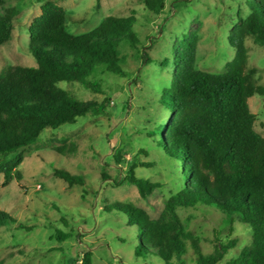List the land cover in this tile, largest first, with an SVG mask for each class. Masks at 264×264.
I'll list each match as a JSON object with an SVG mask.
<instances>
[{
    "label": "rangeland",
    "instance_id": "obj_1",
    "mask_svg": "<svg viewBox=\"0 0 264 264\" xmlns=\"http://www.w3.org/2000/svg\"><path fill=\"white\" fill-rule=\"evenodd\" d=\"M48 1L66 10L67 30L74 36L93 31L106 17L135 13L139 44L133 48L122 42L117 47L124 77L102 66L88 77L89 83L99 87L97 92L79 83L61 82L59 86L81 102H107L99 112L80 117L75 124L44 130L34 144L20 149L18 153L24 156L21 180L4 187L0 174V210L15 219L0 230V264H83L86 254H90L91 264H165L154 252L135 255L139 231L113 205L143 207L156 217L165 200L181 188L177 163L163 152L160 136L153 135L169 117L162 98L173 86L175 52L197 32L196 69L226 74L236 58L230 44L232 31L252 13V0H166L165 10L159 14L147 8L144 0ZM5 2V7L16 6L21 13L12 40L0 46V78L15 66L37 68L29 49V26L45 4L37 0ZM245 45L248 67L258 69V84L264 86V47L251 37ZM249 106L257 115L255 130L264 137V97L253 96ZM62 146L76 151L56 152ZM133 164L138 166L139 177L163 185L161 193L147 202L137 187L126 181ZM56 169L84 176L86 182L69 189L55 176ZM178 215L200 241L204 255L214 253L216 239L222 243L236 240L226 262L252 242L250 225L216 208H179ZM58 231L70 237L58 241ZM183 261L196 264L190 242Z\"/></svg>",
    "mask_w": 264,
    "mask_h": 264
},
{
    "label": "trees",
    "instance_id": "obj_2",
    "mask_svg": "<svg viewBox=\"0 0 264 264\" xmlns=\"http://www.w3.org/2000/svg\"><path fill=\"white\" fill-rule=\"evenodd\" d=\"M5 1L0 0V46L12 40L15 20L21 13L16 6L5 7ZM37 1L45 3L42 14L29 26V49L37 68L15 66L0 78V174L4 187L22 179L24 156L18 153L20 149L34 144L44 130L75 124L78 118L99 112L107 102H81L59 84L79 83L97 92L99 87L89 83L88 77L100 66L124 77L117 47L122 42L133 48L139 44L134 32L135 13L124 18L106 17L93 31L74 36L67 30L64 8L48 0ZM165 2L143 1L158 14L165 10ZM251 8L250 16L232 31L230 44L236 58L226 74L196 69L197 32L184 41L183 49L175 52L173 86L164 91L162 98L169 117L153 135L160 136L163 152L177 163L181 188L165 200L156 217L143 207L113 205L139 231L137 257L143 251L154 252L165 264H184L190 242L196 264H264V137L255 130L257 115L249 106L253 96L264 97V86L258 84V69L248 67L245 45L251 37L257 46L264 47V0H252ZM75 151L65 146L56 150L64 154ZM139 165L147 168L145 163ZM137 168L136 164L131 166L126 181L135 185L147 202L161 193L163 185L139 177ZM54 174L69 189L86 182L84 176L67 169H56ZM102 178L108 180L105 174ZM199 205L237 216L250 225L251 244L224 262L237 241L222 243L216 239L214 253L204 255L200 241L178 215L179 208ZM12 223L15 219L0 210V230ZM69 237L61 231L55 234L58 241ZM82 262L91 264L90 254Z\"/></svg>",
    "mask_w": 264,
    "mask_h": 264
}]
</instances>
